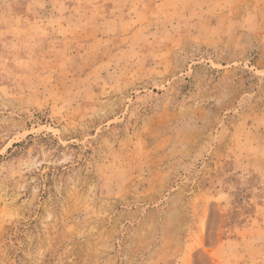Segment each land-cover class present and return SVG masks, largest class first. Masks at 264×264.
I'll return each mask as SVG.
<instances>
[{"label": "rangeland", "instance_id": "374dc122", "mask_svg": "<svg viewBox=\"0 0 264 264\" xmlns=\"http://www.w3.org/2000/svg\"><path fill=\"white\" fill-rule=\"evenodd\" d=\"M0 264H264V0H0Z\"/></svg>", "mask_w": 264, "mask_h": 264}]
</instances>
